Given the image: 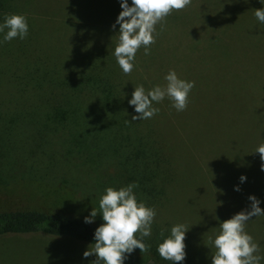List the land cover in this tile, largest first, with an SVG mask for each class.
<instances>
[{
	"label": "rangeland",
	"instance_id": "rangeland-1",
	"mask_svg": "<svg viewBox=\"0 0 264 264\" xmlns=\"http://www.w3.org/2000/svg\"><path fill=\"white\" fill-rule=\"evenodd\" d=\"M25 1L17 0L21 11L37 19L55 47L118 43L119 34L114 39L109 32L119 29L112 28L122 11L119 0H27L28 9ZM258 8H264L259 0H192L185 9L170 13L184 17L182 35L175 26L169 31V21L163 40L155 33L152 45L159 44L163 58L146 70L139 59L132 71L142 78L139 83L146 92L164 86L170 68L182 65L169 52L174 39L186 52L181 54L188 56L193 52L184 46L193 39L198 42L194 60L201 61L195 62L202 72L192 75L191 60L181 71L185 80L195 82L186 109L177 111L167 97L161 101L168 116L158 133L166 150L169 142L176 145L180 167L170 197L168 190L166 203L155 209L154 223L170 228L185 224V244L202 264H211L215 248L210 238L219 234V224L249 209V195H255L264 210V162L254 153L264 144V23L254 15ZM174 53L180 56V51ZM19 137L13 140L17 142L10 158L0 161V210L37 209L84 219L94 208L98 215L93 223L102 224L95 199L102 194L96 185L100 175L89 168L70 171L56 154L62 153L58 139L48 136L45 141L26 130ZM242 174L247 179L241 184ZM235 185L240 191H234ZM245 231L264 257V216L252 217ZM88 246L42 233L6 235L0 237V264H92L95 255L83 256Z\"/></svg>",
	"mask_w": 264,
	"mask_h": 264
},
{
	"label": "trees",
	"instance_id": "trees-1",
	"mask_svg": "<svg viewBox=\"0 0 264 264\" xmlns=\"http://www.w3.org/2000/svg\"><path fill=\"white\" fill-rule=\"evenodd\" d=\"M19 5L17 0H0V23L5 15L23 14L29 25L24 39L0 43V161L10 158L11 147L17 142L14 138H20L25 130L38 138L44 137L45 141L50 136L62 144V153L56 154L70 171L89 168L100 175L96 185L102 194L107 187L119 188L134 182L138 186L134 189L138 201L154 209L162 207L168 190L170 197L171 187L178 180L180 166L175 156L176 145L169 142V151L166 150L158 133L162 130L161 121L168 116L161 102L154 103L159 112L152 118L133 120L138 114L128 100L134 87L141 85L142 78L133 72L121 71L112 54L115 45L55 47L45 28H39L37 19L22 12ZM25 5L23 7L28 9L27 0ZM183 20V16H166L156 28L160 41L164 38L162 32L167 21L169 31L175 26L179 32ZM109 34L117 39L118 30H111ZM2 37L0 33V40ZM177 39L179 41V37ZM174 43L169 52L182 65L175 64L170 69L184 79L181 71L191 60L192 75H200L202 70L196 62L201 61L194 60L197 40L184 46L193 52L190 56L181 54L185 51L175 39ZM207 46L211 45L207 43ZM159 47V44H151L147 55L143 48L138 49L135 67L139 59L146 70L156 58H163L165 52L160 54ZM174 51H180V56ZM173 128L175 130L176 126ZM109 169L112 173L106 174ZM102 194L95 197L98 203ZM99 225L57 212L0 210V237L42 233L90 245L94 243V231ZM170 229L154 223L151 235L144 238L145 244L150 246L149 252L141 253L137 248L125 264H171L156 251L157 245L170 235ZM185 250L183 264H202L187 245Z\"/></svg>",
	"mask_w": 264,
	"mask_h": 264
},
{
	"label": "clouds",
	"instance_id": "clouds-1",
	"mask_svg": "<svg viewBox=\"0 0 264 264\" xmlns=\"http://www.w3.org/2000/svg\"><path fill=\"white\" fill-rule=\"evenodd\" d=\"M122 11L119 12L112 28L118 29V43L112 53L116 63L124 74H129L135 67L134 61L138 49L143 48L147 55L149 46L155 42L156 25L161 23L173 10L188 7L192 0H119ZM264 5V0H259ZM260 23H264V8H258L254 13ZM7 29V31H5ZM29 25L23 14H11L3 17L0 23V33H3L0 43L14 38L24 39L28 35ZM166 85H155L145 91L143 85L135 86L128 104L134 106L138 115L133 120H146L159 112L154 103L163 101L166 97L172 102V107L183 111L188 104L189 93L194 87V81L178 77L174 70L165 76ZM130 122V121H129ZM254 153H259L264 162V144L257 146ZM264 171V163L261 164ZM247 177L241 175L240 183ZM136 183H129L119 188L107 187L99 198V215L103 221L94 231V243L84 251L85 258L95 255L92 264H125V260L135 250L141 253L150 247L144 242L145 237L152 233V225L157 215L153 207L137 199L134 189ZM234 191H240L239 185ZM250 208L234 214L231 218L219 224V234L210 238L215 248L211 264H260L264 259L260 246L253 237L245 231L246 224L252 217L264 216V210L259 206L261 201L255 195H249ZM96 209H92L84 217L85 223H93L97 217ZM189 228L183 223L175 224L170 229V235L157 245L159 256L171 264H183L186 259L185 238ZM163 235V233H161Z\"/></svg>",
	"mask_w": 264,
	"mask_h": 264
},
{
	"label": "crops",
	"instance_id": "crops-1",
	"mask_svg": "<svg viewBox=\"0 0 264 264\" xmlns=\"http://www.w3.org/2000/svg\"><path fill=\"white\" fill-rule=\"evenodd\" d=\"M66 254H68V255H70V253L69 252H67V251H64ZM72 255H77V256H82V255H80V254H72Z\"/></svg>",
	"mask_w": 264,
	"mask_h": 264
}]
</instances>
